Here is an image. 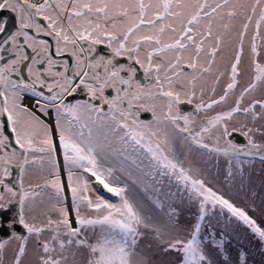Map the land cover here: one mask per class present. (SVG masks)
<instances>
[{
  "label": "snow or ice",
  "instance_id": "6c2138e0",
  "mask_svg": "<svg viewBox=\"0 0 264 264\" xmlns=\"http://www.w3.org/2000/svg\"><path fill=\"white\" fill-rule=\"evenodd\" d=\"M4 11L17 19L13 32L8 17L0 16V213L13 204L19 208L6 225L19 241L11 264H24L28 255V236L18 234L17 225L36 240L34 264H69V252L72 264H153L141 248L149 238L161 255L178 254L180 264H213L209 248L224 264H248L244 249L232 258L213 219L225 228L243 227L264 251V218L258 222L249 214L256 206H239L206 180L205 169L186 166L193 151L222 155L224 181L231 185L244 178L242 154L264 161V142L256 141L257 135L264 140V123L258 125L264 122V94L256 95L264 93V0H0ZM237 18L228 82L214 98L225 73H214L213 66ZM250 29L249 82L227 110L208 115L238 87ZM40 36L52 38L54 54ZM65 55L70 59L56 58ZM141 70L147 84L138 79ZM78 95L87 99L76 100ZM194 101V111L185 113L181 106ZM141 111L150 112L153 122L141 120ZM240 115L251 126L230 130ZM237 131L246 146L230 139ZM110 161L129 176L135 170L154 193V208H164L157 195L163 193L169 204L162 223H153L127 186L116 183ZM13 169L19 189L8 179ZM26 176L33 178L27 186ZM165 180L175 192H164ZM184 208L195 209L190 228L180 223ZM26 209L39 210L43 219L33 214L29 222ZM8 244L0 241V264Z\"/></svg>",
  "mask_w": 264,
  "mask_h": 264
},
{
  "label": "rangeland",
  "instance_id": "374dc122",
  "mask_svg": "<svg viewBox=\"0 0 264 264\" xmlns=\"http://www.w3.org/2000/svg\"><path fill=\"white\" fill-rule=\"evenodd\" d=\"M240 24L241 19L237 18V20L233 21V28L228 37H225V44L222 47L221 52L217 55L216 64L213 66L214 73L217 69L224 71L225 75L221 77L220 82L218 85H216V95L214 98H218L219 95L223 93V88L226 86V83L228 82L229 72H230V65L234 58V49L236 47L237 36L238 32L240 31ZM261 35H264V28L261 29ZM251 36V29L249 30L248 38L245 40V47H244V54L242 56L241 65H240V71L241 75L238 77L239 84L238 87L235 89L234 94H230L228 101L226 104L219 105L216 108H214L212 111L208 113V115H212L215 112L227 110L228 107H230L235 98L238 96L239 92L242 90L244 86L249 82L250 76H249V70L248 66L250 63V57L248 52V45H249V39ZM167 38V37H166ZM103 47V45H101ZM100 46V47H101ZM105 47V46H104ZM101 53L107 54L108 50L103 48H98ZM261 59L264 60V48L261 49ZM201 63H205V57H201ZM138 67V66H137ZM139 76H142L140 78ZM209 80V86H211L212 80L214 79L213 76L207 77ZM138 79L144 84H147L148 81L145 80L142 70L138 72ZM262 91H257L256 95L259 97L261 96ZM251 97H246L243 104L244 106L247 105L249 99ZM208 99V93L205 94V100ZM198 101H194L193 105L189 104H183L182 110L187 112L194 111V104ZM145 103H152V101H146ZM158 105H161L163 101H156ZM158 113L160 109H157ZM259 111V109H257ZM143 112V111H142ZM204 114H198L197 121L193 125V127L196 128V126H199V118L203 116ZM46 119V118H45ZM145 122H153V118L150 120L148 119H141ZM248 123L249 126H251L250 121H246L245 118L240 115L237 116L232 122L229 124V128L233 126H239L244 123ZM264 123V122H258ZM207 139V137H206ZM233 142L237 143L241 146L247 145V139L238 141L234 140L233 138H230ZM257 143L264 142L262 138L257 135L256 136ZM221 145H224V140H221ZM186 151V150H185ZM251 156L253 158H251ZM226 160L227 158L222 155H217L215 153L208 154L207 150H199V151H193L192 153L188 154V160L186 161V166H192V167H199L206 170L205 178L206 180L210 181L212 185L216 186L219 189L223 190V193L226 197L233 200V202L237 203L239 206L242 207H248L250 204H254L256 206V211L249 210V214L252 215L254 218L258 220V222L264 218V161H261L259 156L255 155H241L240 160L243 163V171H244V178L243 180L240 179L238 176L234 182H232L231 185H228L224 181V170L226 168ZM62 161V158H61ZM113 163V166L117 168V171L115 173V176L118 178L116 180V183L119 185H126L128 189V196L136 201H139L143 207L146 213L151 215L153 223H162L166 219V214L168 211V204L169 201L166 200L163 193H159L161 200L165 201V206L163 209H157L154 208L152 205V199L154 198V193L152 191H146L143 187V184L140 183V179L135 172V170L132 171V175H127L126 173L120 171L119 166L116 164L115 161H110ZM33 178H28L29 182ZM241 184H243V188H241ZM151 187V186H150ZM164 192L176 191V187L174 185H169L167 180H165L163 184ZM253 193L255 195L253 196ZM7 196V193L5 194ZM106 196L111 199L115 203H119L118 197L112 196L111 194H107ZM28 213V215L25 214L26 218L31 222V217L33 214L38 215V219H43L42 216H39V210H36L35 213H29L26 209L25 213ZM19 213V208L15 204L12 206V219H16ZM192 214L191 219L189 218V214ZM194 214L195 209L194 208H184L181 213L180 223L190 228L192 222L194 221ZM212 227L217 233V235H220L223 233L227 239L228 243L226 245L228 252L231 254L232 258L234 259L236 256V253L239 249H244L247 251L248 256V264H264V251H262L261 243L258 239L254 238L250 233H248L243 227H237L236 225L229 226L227 228L224 227L223 224L217 223L215 219L212 220ZM18 234H22L25 236H28V255L24 261V264H34L35 261V245L36 240L34 236H31L29 234H25L23 228L20 230L18 228L15 229ZM6 230L3 229L0 225V235H4L3 233ZM9 231V230H8ZM209 229L205 228L201 236H207ZM11 235V234H10ZM44 235H47L45 233ZM10 238V239H9ZM8 239L4 238L3 241H9V244L6 248L5 253V263L11 262L15 253V250L18 248L19 241H14L12 237H9ZM148 243H151L152 248L151 250L147 249L145 245ZM14 248V250H12ZM141 248L144 250L145 255L151 257L153 264H180V256L176 253H169L168 255L164 256L159 253V249L157 247L156 241L149 238L148 240H145L141 244ZM210 259L213 261V264H224L222 257L218 252L215 250L209 248L208 249ZM68 261L69 264H72V257L71 252L68 253Z\"/></svg>",
  "mask_w": 264,
  "mask_h": 264
},
{
  "label": "flooded vegetation",
  "instance_id": "af4514ba",
  "mask_svg": "<svg viewBox=\"0 0 264 264\" xmlns=\"http://www.w3.org/2000/svg\"><path fill=\"white\" fill-rule=\"evenodd\" d=\"M0 16H7L8 17V25H7V29L8 31H15L17 29V19L15 17V15L11 12H7V11H4V12H0ZM41 23H45L43 21H41ZM32 30H30L31 32ZM40 39H46L49 41V43L53 46L52 48V51H53V54H54V46H55V42L52 40L51 37H44V36H40L39 37ZM101 46V45H100ZM100 46H97L98 48H103V49H106V47H100ZM7 47V46H6ZM107 50V49H106ZM30 51V50H29ZM2 55L5 56V58H9V53L5 52L3 53ZM57 59H70L67 55H65L64 57H56ZM3 61H0V63H2ZM26 74V73H25ZM76 100H82V99H87L86 96H82V95H78L75 97ZM28 103H31V101H27ZM150 118V120L153 118L152 114L150 112H145V111H141L140 113V119H148ZM48 119V118H46ZM199 126H196V128H198ZM19 171L17 169H13V176L8 178L9 181L17 188L19 189ZM28 178H31V177H25V186H27V184L29 183V180ZM6 194V193H5ZM11 211H12V207L10 209H7L5 210V212L3 213H0V225L2 227V230L5 229L6 231L3 233L4 235H0V241H3L4 238L8 239L9 237H11V231L9 229H7L6 225L11 222L12 219V214H11ZM26 211V210H25ZM26 215H28V213L26 212L25 213ZM19 230L22 228V226H19L17 225V227ZM9 230V231H8ZM24 233L25 234H28L26 232V230H24ZM10 239V238H9ZM15 241V240H14ZM14 250V248L12 249ZM5 264H11V262H6Z\"/></svg>",
  "mask_w": 264,
  "mask_h": 264
},
{
  "label": "water",
  "instance_id": "95a60500",
  "mask_svg": "<svg viewBox=\"0 0 264 264\" xmlns=\"http://www.w3.org/2000/svg\"><path fill=\"white\" fill-rule=\"evenodd\" d=\"M232 137H233L235 140H238V141H240V139H241V140H244V138L242 139V137H243V136H242V133H240L239 131L233 133Z\"/></svg>",
  "mask_w": 264,
  "mask_h": 264
},
{
  "label": "bare ground",
  "instance_id": "6f19581e",
  "mask_svg": "<svg viewBox=\"0 0 264 264\" xmlns=\"http://www.w3.org/2000/svg\"><path fill=\"white\" fill-rule=\"evenodd\" d=\"M140 78H142V76H139Z\"/></svg>",
  "mask_w": 264,
  "mask_h": 264
}]
</instances>
